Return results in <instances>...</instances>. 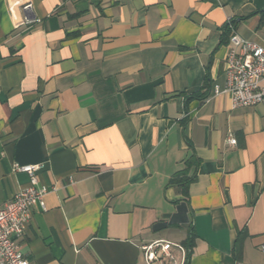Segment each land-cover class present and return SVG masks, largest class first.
<instances>
[{
	"label": "crops",
	"instance_id": "crops-1",
	"mask_svg": "<svg viewBox=\"0 0 264 264\" xmlns=\"http://www.w3.org/2000/svg\"><path fill=\"white\" fill-rule=\"evenodd\" d=\"M264 0H0V205L41 165L19 239L36 264H264V104L232 109L225 23ZM232 136L235 145L226 139Z\"/></svg>",
	"mask_w": 264,
	"mask_h": 264
},
{
	"label": "built area",
	"instance_id": "built-area-1",
	"mask_svg": "<svg viewBox=\"0 0 264 264\" xmlns=\"http://www.w3.org/2000/svg\"><path fill=\"white\" fill-rule=\"evenodd\" d=\"M228 32L229 49L225 60V84L214 93L226 94L232 109L264 104V43L256 44L242 39L236 31L235 19L225 23ZM235 145L234 137L226 139ZM14 173L29 177V185L18 191L7 202L0 205V264H36L24 257L19 239L30 224L33 206L45 211L44 197L50 192L45 186H38L36 173L41 165H19L11 167ZM146 264H187L190 249L180 244L156 240L141 246ZM264 253V243L261 245Z\"/></svg>",
	"mask_w": 264,
	"mask_h": 264
},
{
	"label": "trees",
	"instance_id": "trees-1",
	"mask_svg": "<svg viewBox=\"0 0 264 264\" xmlns=\"http://www.w3.org/2000/svg\"><path fill=\"white\" fill-rule=\"evenodd\" d=\"M226 30V29H225Z\"/></svg>",
	"mask_w": 264,
	"mask_h": 264
}]
</instances>
